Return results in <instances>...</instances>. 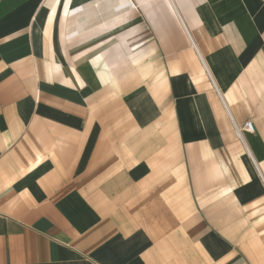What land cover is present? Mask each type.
<instances>
[{
  "label": "crops",
  "instance_id": "obj_1",
  "mask_svg": "<svg viewBox=\"0 0 264 264\" xmlns=\"http://www.w3.org/2000/svg\"><path fill=\"white\" fill-rule=\"evenodd\" d=\"M0 264H264V0H0Z\"/></svg>",
  "mask_w": 264,
  "mask_h": 264
},
{
  "label": "built area",
  "instance_id": "obj_2",
  "mask_svg": "<svg viewBox=\"0 0 264 264\" xmlns=\"http://www.w3.org/2000/svg\"><path fill=\"white\" fill-rule=\"evenodd\" d=\"M240 128H241V129H240ZM235 129H236V131H237V130H238V131H241V130L243 129V130L251 131V132H252V131H253V125H252L251 121H246V122L243 123V125H242L241 127L235 126ZM247 153H248V155H249L251 161L253 162L255 168L257 169V165H256V163H255L253 157L250 155V153H249L248 150H247ZM257 171H258V169H257ZM258 173H259V172H258ZM259 176H260L261 179H262V176H261L260 173H259Z\"/></svg>",
  "mask_w": 264,
  "mask_h": 264
},
{
  "label": "rangeland",
  "instance_id": "obj_3",
  "mask_svg": "<svg viewBox=\"0 0 264 264\" xmlns=\"http://www.w3.org/2000/svg\"><path fill=\"white\" fill-rule=\"evenodd\" d=\"M131 6H132V7H133V6L135 7V5H134V4H132V3H131ZM240 127H241V126H240ZM240 129H241V128H240ZM242 130H243V129H242Z\"/></svg>",
  "mask_w": 264,
  "mask_h": 264
}]
</instances>
